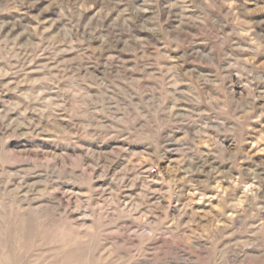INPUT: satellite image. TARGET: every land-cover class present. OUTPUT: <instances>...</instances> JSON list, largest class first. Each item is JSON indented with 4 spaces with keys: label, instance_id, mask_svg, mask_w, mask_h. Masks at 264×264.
Listing matches in <instances>:
<instances>
[{
    "label": "rangeland",
    "instance_id": "obj_1",
    "mask_svg": "<svg viewBox=\"0 0 264 264\" xmlns=\"http://www.w3.org/2000/svg\"><path fill=\"white\" fill-rule=\"evenodd\" d=\"M0 264H264V0H0Z\"/></svg>",
    "mask_w": 264,
    "mask_h": 264
}]
</instances>
